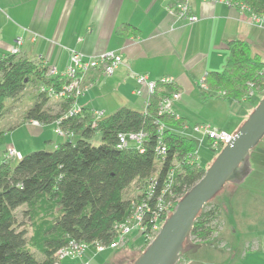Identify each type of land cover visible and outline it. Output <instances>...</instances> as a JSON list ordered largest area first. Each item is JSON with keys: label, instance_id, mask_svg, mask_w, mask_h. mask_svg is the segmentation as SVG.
Instances as JSON below:
<instances>
[{"label": "trees", "instance_id": "1", "mask_svg": "<svg viewBox=\"0 0 264 264\" xmlns=\"http://www.w3.org/2000/svg\"><path fill=\"white\" fill-rule=\"evenodd\" d=\"M227 1L237 9L244 6L251 17H261L264 28V0ZM116 31L131 36L138 29L124 23ZM226 45L228 57L223 69L201 76L205 89L200 79V100L217 96L243 103L252 91L264 92V55L253 52L245 39L233 38ZM49 67L19 53L8 52L0 58V119L6 102L20 97L27 86L63 81L57 75H46ZM167 77L154 80V92L144 102L143 110L123 106L111 114L104 112L99 119L94 118L99 110L74 106L72 98L57 100L58 106L52 109L47 106L52 98L38 88L23 120H36L40 126L53 124L66 134L52 149L26 152L15 162L1 157L0 264H54V253L72 239L106 245L116 235L114 226L132 214L133 204L145 197L151 181L155 182L156 195L171 180L176 203L205 174L206 168L196 156L198 141L184 129L188 127L187 118L173 109L159 112L163 98L180 92L172 77L170 82L163 81ZM73 108L76 111L69 112ZM3 132L0 130V134ZM136 132L144 133L140 146H120L119 134ZM96 135L100 141L97 144L93 141ZM162 148L164 153L160 152ZM255 148L250 151V161L257 157L256 164L264 165V153L259 149L254 153ZM133 181L139 182L140 188L135 197L126 199L124 192ZM155 201L154 196L149 202L153 210ZM21 206L25 209L19 218L16 209ZM219 212L212 200L205 203L196 215L184 251L189 239L192 249L211 239L218 228ZM149 216H144L147 230Z\"/></svg>", "mask_w": 264, "mask_h": 264}, {"label": "crops", "instance_id": "2", "mask_svg": "<svg viewBox=\"0 0 264 264\" xmlns=\"http://www.w3.org/2000/svg\"><path fill=\"white\" fill-rule=\"evenodd\" d=\"M187 1L191 12L198 17L195 22L168 14L166 2L162 0H0V58L8 53L18 37L22 38L19 54L41 65L55 67L58 73L65 70L70 50L80 51L85 56L109 51L122 54L123 63L110 76L100 71L89 72L87 81L91 87L77 99L79 107L103 110L106 114L123 106L133 109L138 102L142 105L141 98L133 93L135 85L129 73L145 74L149 80L170 76L178 85L181 100L194 94L199 97L201 76L223 69L228 57L226 43L233 38L245 39L253 52L263 54L264 28L253 21L247 11L225 0ZM124 23L135 26L138 32L131 36L118 34L117 26ZM142 87L145 95L146 86ZM213 99L224 103L227 113H233V119L230 117L227 121L233 135L244 121L243 114L248 108L238 101L217 96L206 100ZM18 125L26 126L31 134L54 131L53 124L39 126L22 119ZM222 126L219 128L226 132L227 125ZM16 150V161L28 152ZM224 193L223 198L214 201L225 226L218 234L223 245L217 246L233 245L230 258L236 255L237 259H246V264H264V233L256 232V236H261L253 239L244 236L239 249L228 237L233 236L237 228L222 215L228 201L225 198L231 191Z\"/></svg>", "mask_w": 264, "mask_h": 264}, {"label": "rangeland", "instance_id": "3", "mask_svg": "<svg viewBox=\"0 0 264 264\" xmlns=\"http://www.w3.org/2000/svg\"><path fill=\"white\" fill-rule=\"evenodd\" d=\"M129 78L134 81L133 85H135V88L137 87V89H141V93L136 95L141 98L143 106L138 105V102L134 108H138L139 106V108L143 109V107H145V99L147 98V90L145 91V95L142 94L143 87L139 86L136 82L134 74L132 75L129 73ZM27 87L28 88H26L20 97L10 99L5 104L4 113L0 119V130H4V133L0 135V159L4 153H2V150L4 148L6 149L8 145H15V147L23 153L25 150L29 152L34 151L35 149H52L54 148L55 142L63 140V138L56 134L53 129L47 130L43 135H39L36 132L33 134L29 133L24 125H18L24 118L26 109L33 104L34 95L39 88L38 84L32 86L29 85ZM263 94L264 92L252 91L247 98H244L246 102H243L242 104L248 108L243 114L245 120L251 110L258 105V101ZM57 102L56 99H49L47 106L55 108L58 106ZM223 104L224 103L221 101L214 99L201 101L198 94H194L186 100H181L180 97L178 101L172 103V109L177 114L184 115L187 118L189 129L186 130V133L193 134L194 137H198L199 134L193 131L192 125L198 124V122L210 125L213 129L215 128L217 130L221 129L219 127L223 128L222 125H227L225 130L232 134L233 131H231L230 125L227 124V121L230 120V117L233 119V113H227ZM9 131L14 134L9 133ZM261 140L263 141L260 142L259 147L255 148L254 153H257V149L260 150V154L264 153V137ZM93 141L95 144L99 143V135H96ZM129 143L133 145L135 142L130 140ZM196 148L198 162L207 168L213 162L217 153L211 149L207 140H204L202 143L198 142ZM16 159L17 157L13 159V162H15ZM256 159L257 157L251 158L250 168H252V170L243 181L236 184L237 186L231 182L226 183L212 199V202L217 199L220 200L225 196L226 193L224 192L226 190L229 189V191H231L229 196L228 194L226 195L228 198L225 199L228 201H225L226 204L225 208L223 207L222 215L224 220L228 219V222H230L233 228H237V231L233 233V236L235 237L232 235L228 237H231L235 241V246L238 249V245L244 241V236L253 239V237L258 238V236H261V234L256 236V232L264 233V168H261L260 165L258 166L256 164ZM139 188V182L133 181L129 184V187L124 192L123 196H125L126 199L127 197L133 198L138 193ZM176 203H174V205ZM175 207L176 205L174 208ZM22 209H25V207L21 206L16 209L19 218L22 217ZM220 216L217 224V231L213 233L211 239L200 243V245L194 249L191 248L193 242L189 239L186 247H184L186 251L182 254L178 264H246V259L244 258L237 259L238 256L236 255L230 258L232 252L231 247L233 245L231 247L217 246L223 243V240L218 237L219 230H221V227L223 226ZM223 228H225V226H223ZM30 233L31 228L29 227V236ZM127 241L128 244L125 243L118 249L107 248L103 251L97 250L93 245H89L84 252V260H87L88 264H131L149 243L143 241V236L136 231H131L129 235H127ZM219 242L220 244H218ZM240 249L242 250V248ZM34 253L36 257H40L37 252ZM71 261L73 260L64 258L62 259L61 264H67Z\"/></svg>", "mask_w": 264, "mask_h": 264}, {"label": "built area", "instance_id": "4", "mask_svg": "<svg viewBox=\"0 0 264 264\" xmlns=\"http://www.w3.org/2000/svg\"><path fill=\"white\" fill-rule=\"evenodd\" d=\"M166 3V10L168 14H171L179 19H185L189 22H195L198 20L196 14L190 11L189 1L187 0H176V2H172V0H163ZM227 4L230 3L227 1ZM240 10L245 9L244 6L239 7ZM253 21L258 22L260 25L263 24L262 18L259 16L251 17ZM22 38L18 37L14 40V44L9 47L8 52L11 54H18L20 52V44ZM68 64L65 67V70L62 73H58L55 67H49L46 72V75L49 77L58 76V80H62L60 84L56 85L55 82L53 83H43L39 85V91L41 93H45L48 97L56 100H66V98L74 99V106L77 104L76 100L78 96L84 94L88 88L91 86V83L87 81L88 73L91 71H100L101 73L110 76L114 73V71L121 66L123 63V56L122 54L114 51L109 52H102L98 55H87L85 56L80 51H73L70 50ZM136 82L140 86H146L147 89V98L155 89V82L154 80H149L148 77L144 74H135ZM204 77H201V87L205 89L204 86ZM171 77L163 78V81H171ZM134 94H140L141 89L134 88ZM181 97L180 92H175L171 96L163 98L160 102V109L159 112H167L169 113L172 111V103L179 100ZM77 109V108H76ZM76 109H72L69 112H75ZM105 113L103 110L96 111L94 113V118L99 119ZM34 125H39L40 123L36 120L31 121ZM58 122V121H57ZM56 122V123H57ZM192 129L194 132L199 134L198 137H194L193 134H188L190 137H194L197 139L199 143H202L204 140H207L209 146L215 150H221L223 146L231 139L232 135L227 131L213 129L210 125L207 124H193ZM185 130L189 129V126L184 128ZM54 131L59 136H65L66 132L63 131L59 126L54 128ZM119 143L120 146L125 148L128 146V143L134 141L138 146L141 145L143 141L144 133L143 132H136V133H126V134H119ZM222 147V148H221ZM161 148V147H159ZM158 148V149H159ZM160 150V149H159ZM165 149L162 148L160 152L164 153ZM197 152V151H196ZM195 152V153H196ZM4 158L7 160H12L17 157V150L14 145H10L6 148L4 154ZM197 156V154H196ZM171 178V176H169ZM168 183L162 186L160 192L154 195L155 187L154 181L149 183L147 187V191L145 192V197H142L139 203L133 204V211L130 216H128L127 220L117 223L114 226V230L116 231V235L110 243L104 245L97 241L87 243L81 242L75 239L69 240L67 245L61 247L54 253L55 261L54 264H61L62 259L69 258L71 260H78V264H88L87 260H84V252L88 248L89 245H93L96 247L97 250L103 251L107 248L111 249H118L119 247L123 246L127 243V235L131 231H136L137 233L143 236V241L145 242H152V239L157 235L159 232V228L162 226V223L167 218V216L173 211L174 209V194L171 192V180H167ZM155 196V209H151L149 206L150 200ZM168 197V198H166ZM150 213L148 222L150 230L146 229L145 218L144 216Z\"/></svg>", "mask_w": 264, "mask_h": 264}, {"label": "water", "instance_id": "5", "mask_svg": "<svg viewBox=\"0 0 264 264\" xmlns=\"http://www.w3.org/2000/svg\"><path fill=\"white\" fill-rule=\"evenodd\" d=\"M263 137L264 95L205 169V174L177 201L152 242L131 264H178L198 212L226 183L238 184L250 174V151Z\"/></svg>", "mask_w": 264, "mask_h": 264}]
</instances>
